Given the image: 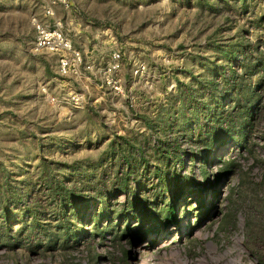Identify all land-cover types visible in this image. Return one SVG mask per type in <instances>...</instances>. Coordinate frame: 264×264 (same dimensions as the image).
<instances>
[{
  "label": "rangeland",
  "instance_id": "1",
  "mask_svg": "<svg viewBox=\"0 0 264 264\" xmlns=\"http://www.w3.org/2000/svg\"><path fill=\"white\" fill-rule=\"evenodd\" d=\"M56 15L78 74L33 51L39 0H0V264H264V0Z\"/></svg>",
  "mask_w": 264,
  "mask_h": 264
},
{
  "label": "built area",
  "instance_id": "2",
  "mask_svg": "<svg viewBox=\"0 0 264 264\" xmlns=\"http://www.w3.org/2000/svg\"><path fill=\"white\" fill-rule=\"evenodd\" d=\"M45 11V19L37 16L31 18L34 29L32 49L36 53L49 52L58 56L60 72L65 75L78 74L84 63L82 51L77 48L66 35L62 20L57 18L58 8L69 9L75 0H39ZM121 70V56L114 52L112 60L101 69L104 84L117 94L124 93V83ZM140 70H137V73ZM74 105L83 102V94L75 93L70 97Z\"/></svg>",
  "mask_w": 264,
  "mask_h": 264
},
{
  "label": "trees",
  "instance_id": "3",
  "mask_svg": "<svg viewBox=\"0 0 264 264\" xmlns=\"http://www.w3.org/2000/svg\"><path fill=\"white\" fill-rule=\"evenodd\" d=\"M176 217V216H175Z\"/></svg>",
  "mask_w": 264,
  "mask_h": 264
}]
</instances>
